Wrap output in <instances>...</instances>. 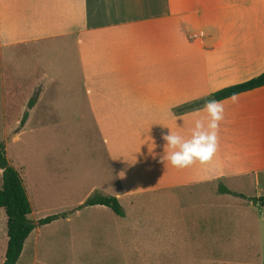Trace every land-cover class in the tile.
<instances>
[{
	"label": "crops",
	"instance_id": "crops-1",
	"mask_svg": "<svg viewBox=\"0 0 264 264\" xmlns=\"http://www.w3.org/2000/svg\"><path fill=\"white\" fill-rule=\"evenodd\" d=\"M52 54L60 63L51 61ZM263 72L264 0H0V82L19 75L28 104L35 98L28 121L40 112L60 118L76 112L78 120L86 115L98 137L93 151L111 175L108 185L93 186L89 194L100 190L120 204L167 191L173 198L189 192L204 199L207 186L218 181L260 184L264 87L223 101L225 119L211 161L180 170L165 167L160 157L167 151L162 135L170 129L190 137L194 121L207 115L196 114L206 97ZM57 162L62 172L65 161ZM28 171L30 219L70 215L36 228L17 264H38L43 236L73 225L85 203L64 200L47 209V197ZM217 193L219 199L238 198ZM61 199L67 198L55 200ZM89 208L99 217L114 215L105 206ZM0 209L5 262L8 217Z\"/></svg>",
	"mask_w": 264,
	"mask_h": 264
},
{
	"label": "rangeland",
	"instance_id": "rangeland-1",
	"mask_svg": "<svg viewBox=\"0 0 264 264\" xmlns=\"http://www.w3.org/2000/svg\"><path fill=\"white\" fill-rule=\"evenodd\" d=\"M56 60L60 63L61 57L52 54L51 61ZM29 104L19 75L0 82V144L10 165L25 186L30 167L32 181L47 197V209L64 200L85 201L73 225H61L43 236L38 264H264V206L250 200L264 197V174L256 185L247 178L218 181L207 186L204 199L189 192L173 198L171 191L128 198L121 202L124 217L111 209V219L99 217L85 204L95 193L102 195L100 190L89 191L108 185L111 175L93 151L98 137L91 121L84 113L78 120L76 112L64 119L40 112L24 128L21 122ZM58 160L66 162L62 172ZM230 186L249 199H219L217 192ZM212 192L217 193L214 198ZM58 195L67 199L56 201Z\"/></svg>",
	"mask_w": 264,
	"mask_h": 264
},
{
	"label": "trees",
	"instance_id": "trees-1",
	"mask_svg": "<svg viewBox=\"0 0 264 264\" xmlns=\"http://www.w3.org/2000/svg\"><path fill=\"white\" fill-rule=\"evenodd\" d=\"M262 87H264V72L246 82L212 93L204 99V103L208 99L225 101L230 99L233 95L238 96ZM34 103L35 98L30 102L29 107L32 108ZM27 121L28 113L25 114L21 122V127H24ZM0 170L3 171V186L0 189V208L6 210L9 238L4 264H17L24 250L25 242L32 232L38 227L51 224L60 218L66 217V215L48 217L40 220L38 223L30 219V215L33 211L31 202L20 173L10 165L6 157V148L4 144H0ZM222 190V194H230L238 198L249 199L243 195L233 193L228 189ZM250 200L255 203H261L262 206H264V197ZM85 206H105L111 209L118 217H124L125 215L117 198L104 196L98 193H95L93 197L86 202Z\"/></svg>",
	"mask_w": 264,
	"mask_h": 264
},
{
	"label": "clouds",
	"instance_id": "clouds-1",
	"mask_svg": "<svg viewBox=\"0 0 264 264\" xmlns=\"http://www.w3.org/2000/svg\"><path fill=\"white\" fill-rule=\"evenodd\" d=\"M236 102L237 97H230ZM203 111L205 117L197 118L190 137L169 131L162 135L167 151L160 157V162L176 169H188L197 163L203 165L211 161L218 150V130L225 119L224 102L208 99L201 109L196 110L197 116ZM173 115H175L173 113ZM155 155V154H154ZM124 175L123 172H121Z\"/></svg>",
	"mask_w": 264,
	"mask_h": 264
}]
</instances>
